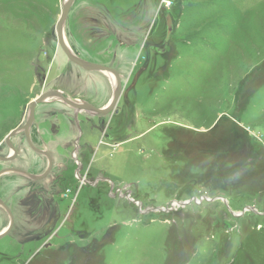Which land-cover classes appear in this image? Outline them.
Here are the masks:
<instances>
[{
  "label": "rangeland",
  "instance_id": "1",
  "mask_svg": "<svg viewBox=\"0 0 264 264\" xmlns=\"http://www.w3.org/2000/svg\"><path fill=\"white\" fill-rule=\"evenodd\" d=\"M66 2L0 0V156L41 94L113 101L110 75L59 44ZM63 34L79 60L120 74L122 96L106 117L80 115V168L73 111L38 105L54 169L36 185L0 182L26 229L0 239V264H264V0H75ZM32 157L12 165L44 170Z\"/></svg>",
  "mask_w": 264,
  "mask_h": 264
},
{
  "label": "flooded vegetation",
  "instance_id": "2",
  "mask_svg": "<svg viewBox=\"0 0 264 264\" xmlns=\"http://www.w3.org/2000/svg\"><path fill=\"white\" fill-rule=\"evenodd\" d=\"M168 18L171 19V17L168 16V17H166V20ZM167 29H168V26H167ZM169 37L170 36H168V34H167V38H169ZM62 94L72 103V105H68L65 102L60 100L61 102H63L67 106H69L71 108V110L73 111V115H74L73 116V122H74L77 130L81 134L80 137L78 138V140L76 141V143H78V144L75 143L74 147L71 150L72 160L76 161L78 168H80L81 164L79 163V160L77 157V153L80 150L78 141L83 136V131H82L83 128H82V125L80 122V115L83 112H89V111L78 108V106H82L85 104H81V103L71 99L69 96L65 95L64 93H62ZM118 104H119V102H118ZM118 104H117L116 108L118 107ZM90 105L94 106L95 108H98L96 105H94L92 103ZM37 107H38V105H37ZM37 107H36V109H37ZM116 108L114 109V111L116 110ZM36 109H35L34 121L29 127H27L28 120H29V114H28V116L26 118H24L22 125L19 126L18 128H16V129H20V131L18 133H16L13 137H11L9 142L7 141L8 136H6V138H5V145H6L7 150H9L10 153L6 156H0V163L5 165L2 168H0V182L6 176H15L17 180L11 181L12 184L15 182H19V186L24 187L25 183L29 182L33 185H36V184H38L37 182H41L42 180L47 178L52 173V170L54 169V159L52 157L51 152L44 148L45 146L42 145L43 142H41V138L35 132V130L37 129ZM89 113H91V112H89ZM92 114L96 115L94 113H92ZM96 116H98V115H96ZM99 117H106V116H99ZM13 131H11V132H13ZM11 132L9 134H11ZM16 135H20L21 138H23V142H24L23 143L24 146L19 150H17V148L13 145V138H15ZM4 150L5 149H3V150L1 149V151H4ZM31 154L33 155L32 158H35V156L38 157V159H37L38 165L40 164L41 159L46 160L44 170L37 172L36 167H35V169L30 170V169H27L26 167H24L23 165H21V166L12 165L13 163H15L18 160H26V159L31 160ZM77 178L80 181H82L83 183H88L87 180L84 179L83 176H81V172H79V170L77 172ZM1 183H3V182H1ZM1 188L2 187L0 184V193H1V195H0V214L4 215L3 216V222L4 223H5L4 218H6V223H5L6 225L4 228H2L0 230V236H3L2 238H4V237L10 235L14 230H16L19 235H22L26 232V229L22 228L23 221L21 220V218H24V216H25V206L23 203H20L17 206L14 205L12 203L13 200L9 201L5 195H4L5 197L3 196ZM20 191H24V189H20ZM53 207H54V211L52 213L53 216L50 219L51 222L48 224L49 229L46 228V229L42 230V232H43L42 235L48 233V231L50 229L54 228V226L56 225V221L60 217L61 212H60L59 205L57 204L56 201L54 202ZM41 229H42V227L40 226V228H38V227L34 228V230L32 232L36 233L37 231H41ZM39 234L40 235L35 240L37 243L41 242L40 239L42 238L41 232ZM23 243L24 242H19L17 244H18V246L25 249L24 248L25 244H23ZM37 243H35V244H37ZM41 246H43V249H45V250H50L54 247V244L49 242V241H46ZM15 261L17 264H21L22 262H24V259H22L21 256H19L18 258L15 259Z\"/></svg>",
  "mask_w": 264,
  "mask_h": 264
},
{
  "label": "water",
  "instance_id": "3",
  "mask_svg": "<svg viewBox=\"0 0 264 264\" xmlns=\"http://www.w3.org/2000/svg\"><path fill=\"white\" fill-rule=\"evenodd\" d=\"M74 2H75V0H67V2L65 3L64 8H63L62 13H61V16H60L59 21H58L57 26H56L55 34L57 36V39L59 41V44H60L62 50L64 51V53L66 54V56L70 62L74 63L75 65L79 66L80 68L84 69L85 71L105 73V74L112 75L114 77L115 82H116L115 84L117 87H116V90L114 93L113 101L111 102V104L107 108L99 109V108H95L94 106H92L90 104L78 106V108L87 110V111L94 113L98 116H107V115H110L114 111V109L116 108V106H117V104H118V102L122 96L121 76L116 70H114L110 67L102 66L99 64L86 63V62L79 60L71 52V50L69 49V47L65 43L63 28L65 25V22L67 21V18L69 16L70 10H71ZM167 26H168V36H170L171 31H172V22H171L170 18L167 19ZM168 39L169 38H167V42H168ZM49 99H59L68 105H72V103L65 96H63V94L61 92L50 91V92H46L44 94H41L40 96H38L35 100H33L30 103L29 120H28L27 127H29L34 121L35 109H36L37 105H39V104H41V103H43ZM19 131H20V129H16L13 132H11V134H9L7 137V141L9 142L11 137H13ZM2 237L3 236H0V239Z\"/></svg>",
  "mask_w": 264,
  "mask_h": 264
},
{
  "label": "bare ground",
  "instance_id": "4",
  "mask_svg": "<svg viewBox=\"0 0 264 264\" xmlns=\"http://www.w3.org/2000/svg\"><path fill=\"white\" fill-rule=\"evenodd\" d=\"M110 78L112 79L113 82H115V79H114V77L112 75H110Z\"/></svg>",
  "mask_w": 264,
  "mask_h": 264
}]
</instances>
